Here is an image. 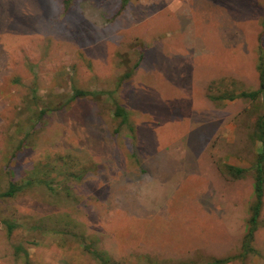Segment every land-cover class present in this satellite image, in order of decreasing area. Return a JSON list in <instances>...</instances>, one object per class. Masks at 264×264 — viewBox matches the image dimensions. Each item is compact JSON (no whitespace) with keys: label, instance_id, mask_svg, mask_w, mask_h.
Instances as JSON below:
<instances>
[{"label":"rangeland","instance_id":"374dc122","mask_svg":"<svg viewBox=\"0 0 264 264\" xmlns=\"http://www.w3.org/2000/svg\"><path fill=\"white\" fill-rule=\"evenodd\" d=\"M261 54L264 0H0V191L31 182L0 196V264L237 254L262 109L209 94L257 89ZM261 221L229 264H264Z\"/></svg>","mask_w":264,"mask_h":264},{"label":"trees","instance_id":"16d2710c","mask_svg":"<svg viewBox=\"0 0 264 264\" xmlns=\"http://www.w3.org/2000/svg\"><path fill=\"white\" fill-rule=\"evenodd\" d=\"M258 73H259V87L253 90H245V89H235L232 88V91H225L218 95L209 94V97L214 101H224V100H237L244 99L249 100L252 103H256L262 109V112L259 113L256 123H255V136L256 138L262 142V152L258 154L256 162L254 163V199L250 206V217L247 220L246 231L244 235V239L242 241L241 249L237 254L229 255L226 257H215L211 261L206 264H229L236 259H245L248 255L257 253V249L254 247V240L256 232L259 230L261 226V215L264 206V55L261 54L258 60ZM221 83V82H214ZM76 97L78 96H86L88 95L85 91H76L74 94ZM120 109V108H119ZM116 110L115 114L118 115L120 111ZM227 172L231 174L235 178L243 177L247 172V169L241 168L235 165H226ZM33 178L30 180L32 181ZM28 183H18L15 180H12L9 184V187L6 191L1 192L0 196L4 197H12L17 193L23 191ZM50 185L49 183H47ZM4 225H6L9 232H12L16 227V222L3 219ZM89 251L98 259L103 261V263H108L109 258L105 257L101 252L88 248ZM179 264H188L186 262H181Z\"/></svg>","mask_w":264,"mask_h":264}]
</instances>
